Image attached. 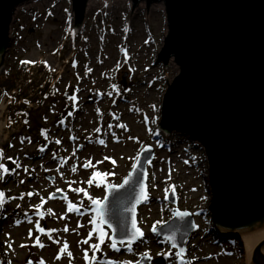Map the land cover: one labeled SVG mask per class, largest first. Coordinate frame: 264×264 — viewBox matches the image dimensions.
I'll use <instances>...</instances> for the list:
<instances>
[{"label": "rangeland", "instance_id": "obj_1", "mask_svg": "<svg viewBox=\"0 0 264 264\" xmlns=\"http://www.w3.org/2000/svg\"><path fill=\"white\" fill-rule=\"evenodd\" d=\"M88 3L79 26L72 0H34L13 15L0 68V83H17L0 93V163L9 170L0 176L2 264H181V257L186 264H253L255 248L249 255L240 239L239 253L209 231L212 195L204 151L174 144L159 127L164 95L180 73L173 59L158 62L169 33L164 4ZM147 146L154 151L148 201L137 214L144 235L130 250L116 243L117 251L92 201L102 204ZM88 161L92 166L85 167ZM95 173L108 175L89 184ZM173 209L193 215L196 226L184 255L153 234L173 218Z\"/></svg>", "mask_w": 264, "mask_h": 264}, {"label": "water", "instance_id": "obj_2", "mask_svg": "<svg viewBox=\"0 0 264 264\" xmlns=\"http://www.w3.org/2000/svg\"><path fill=\"white\" fill-rule=\"evenodd\" d=\"M32 1L0 0V68L10 47L13 15ZM87 2L72 0L76 26L84 20ZM133 2L165 6L169 33L158 62L168 65L173 59L180 73L164 95L159 127L204 151L209 165L212 229L233 240L263 229L264 0ZM153 160V149L145 147L122 181L124 187H110L102 203L101 221L116 243H127L134 231L133 219L138 228V208L147 202L141 197V188L147 194V167ZM138 199L140 203H136ZM175 213L188 212L174 209L173 218L154 234L184 255L196 226L190 213ZM260 244L254 250L253 264H264V241Z\"/></svg>", "mask_w": 264, "mask_h": 264}, {"label": "snow or ice", "instance_id": "obj_3", "mask_svg": "<svg viewBox=\"0 0 264 264\" xmlns=\"http://www.w3.org/2000/svg\"><path fill=\"white\" fill-rule=\"evenodd\" d=\"M72 99H75V97H72ZM120 127H124L123 125H120ZM97 131H99V129H97ZM101 143H103V141H100ZM56 143H60V141H56ZM3 156H4V154H3V152L2 151H0V159H3ZM105 159H109L108 157H105ZM150 162V161H149ZM112 163L114 164L115 163V161L113 160L112 161ZM85 167H89V166H92L91 165V161H88L85 165H84ZM0 170H2V172H0V176H2L3 175V173H7L9 170L2 164V163H0ZM25 170H27V169H25ZM73 171H75V169H73ZM108 174L107 173H95L94 174V177L92 178V179H90L89 181H88V183L89 184H91L92 182H93V179H95L96 177H98V176H107ZM143 176H146V173H144L143 174ZM143 176H141V179L143 178ZM125 184H127L128 183V181L127 180H125V182H124ZM117 187H120V188H122V187H124V184H121V185H119V186H115V185H113V186H111V188L114 190L115 188H117ZM173 190H174V186H173ZM73 191H77V192H82V191H84L83 189H73ZM166 192H167V189L165 190ZM3 193H0V198H2L3 197ZM28 195H32V193H29ZM141 197H142V199L144 200V201H147V199H148V197H147V194L143 191V188H141ZM22 198V197H21ZM53 198H54V194H53ZM91 199V198H90ZM141 201L138 199L137 201H136V203H140ZM92 203L93 204H96L97 206H98V211L99 212H101V213H103V211H104V205H102L101 204V202L99 201V200H93L92 201ZM68 210L69 211H73L74 210V206L72 205V203L69 201V203H68ZM78 210V209H77ZM126 211H133V209H126ZM49 212H51V210H49ZM176 215H188V213H175ZM109 227H111V225H109ZM132 228L134 229V231L132 232V234L129 236V239H128V241H127V243L129 244V246L131 245V243L132 242H134L137 238H141V237H143V232H141L140 231V229L139 228H137L136 227V222H135V220L133 219L132 220ZM41 232H43L44 231V229H39ZM68 229L65 227V229H64V231H67ZM53 231H55V230H53ZM156 231V229H155V227L153 228V232H155ZM105 235H106V233H103V232H101V234H100V237H99V239H100V243L102 244L103 242H104V238H105ZM168 239H170V240H173V242H174V237H169ZM88 241L87 240H85L84 241V243H87ZM124 241H123V239L121 240V243H123ZM36 243L39 245V246H41V247H43V245L42 244H40V241H39V238H37V240H36ZM57 243H59V241H57ZM113 249H115V250H119L118 248H117V245H116V242H115V239H113V242H112V244L110 245ZM67 244L65 243L64 244V247H63V249L61 250L62 252H65L66 251V249H67ZM99 247H100V245L99 244H93L92 245V248L94 249V250H98L99 249ZM129 250H130V247H129ZM181 252H183V250H181ZM68 255H71L70 253H68ZM178 255H180V254H178ZM86 258H87V256H86ZM143 259H145V260H151V256L150 255H148L147 253H145L144 254V256H143ZM40 264H43V261H41L40 262ZM108 264H116V262H108ZM123 264H131V262H123ZM138 264H139V262H138ZM181 264H186V262L183 260V258L181 257ZM187 264H190V262H187Z\"/></svg>", "mask_w": 264, "mask_h": 264}, {"label": "trees", "instance_id": "obj_4", "mask_svg": "<svg viewBox=\"0 0 264 264\" xmlns=\"http://www.w3.org/2000/svg\"><path fill=\"white\" fill-rule=\"evenodd\" d=\"M53 79H54L53 76H51L49 78V81H52ZM46 83H49L48 80H46ZM16 88H17V83H16V81L13 80V78L12 79L11 78H7L6 82H1L0 83V93H1V95H4L6 93V91H5L6 89L7 90H13V89H16ZM165 139H166L165 141H168V138H165ZM170 141L173 142L174 144H176L177 142L178 143H182L186 147H188L190 145L189 142L185 138L180 137L178 135H172ZM214 235L218 236L216 231H214ZM221 245L228 246L231 249H233V250H235V251H237L239 253H242V249L243 248H242V245H241L240 241H235V240H231V239L225 238V241H223ZM131 247H132V245H130V248Z\"/></svg>", "mask_w": 264, "mask_h": 264}, {"label": "bare ground", "instance_id": "obj_5", "mask_svg": "<svg viewBox=\"0 0 264 264\" xmlns=\"http://www.w3.org/2000/svg\"><path fill=\"white\" fill-rule=\"evenodd\" d=\"M116 1L117 0H88V2H89L88 3V7L91 4L92 5L93 4H97L99 2H103V3L107 4V5H111V4L115 3ZM25 4H27V3H25ZM25 4H23V5H25ZM86 10H87V7H86ZM105 63L108 64L109 61H106ZM134 89H136V88L134 87ZM80 92H84V89H80ZM242 241H244L247 244L248 248L250 249L249 255L252 256V252H253L254 248H256L261 242L264 241V228L261 229V230H258L256 232L248 233V234L243 235L242 236ZM260 245H262V244H260ZM261 251H262V253H264V247L261 249Z\"/></svg>", "mask_w": 264, "mask_h": 264}, {"label": "flooded vegetation", "instance_id": "obj_6", "mask_svg": "<svg viewBox=\"0 0 264 264\" xmlns=\"http://www.w3.org/2000/svg\"><path fill=\"white\" fill-rule=\"evenodd\" d=\"M3 244L1 243L0 246H2Z\"/></svg>", "mask_w": 264, "mask_h": 264}]
</instances>
